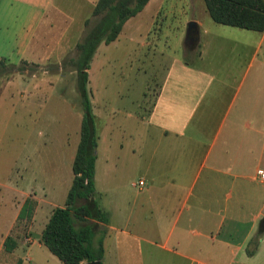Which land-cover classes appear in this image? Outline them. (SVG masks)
<instances>
[{"label":"crops","instance_id":"obj_1","mask_svg":"<svg viewBox=\"0 0 264 264\" xmlns=\"http://www.w3.org/2000/svg\"><path fill=\"white\" fill-rule=\"evenodd\" d=\"M65 1L72 4L69 13L60 5L64 0H0V61L47 64L80 41L85 21L95 17L97 0ZM155 2L149 0L128 18L114 40L98 45L89 63L90 100L92 68L110 59L113 54L105 53H112L117 44L128 43L123 58L131 70L135 61L143 63L151 44L147 34L159 11L151 15L147 28L139 23ZM18 10L28 13L30 23L17 29ZM193 19L198 41L190 59L166 55L164 74L158 81L154 77V88L143 66L136 72L141 77L129 75L132 85L136 78L143 80L138 98L125 112L133 129L144 130L140 139L136 131L137 142L127 143L124 150L127 160L130 154L137 156L144 170L131 186L128 173H95L93 198L98 193L105 196V206H98L108 213V222L74 220L75 228H92L93 247L102 238V264H264V233L254 254L246 252L264 218V179L259 174L264 171V30L222 25L211 18L217 26L204 27ZM12 82L21 84L19 95L27 98L31 93L20 75L6 86ZM11 185L7 187L12 197L0 196V264H56L40 236L60 204L38 197L33 187ZM30 193L36 206L28 217L18 219ZM256 202L257 210H249ZM21 220L25 222L19 225ZM8 236L14 243L11 251L4 248Z\"/></svg>","mask_w":264,"mask_h":264},{"label":"rangeland","instance_id":"obj_2","mask_svg":"<svg viewBox=\"0 0 264 264\" xmlns=\"http://www.w3.org/2000/svg\"><path fill=\"white\" fill-rule=\"evenodd\" d=\"M154 1L155 4L147 8L139 23L140 26L147 28L152 20L151 15L155 10L159 11L153 19L151 32L147 34L151 44L145 48L146 57L143 63L140 60L135 61L133 70L125 65L127 61L123 58V51L129 46L126 43L124 46L117 44L114 49L112 48V53L111 51L105 53L103 50L107 55L113 54L110 57L114 59L105 60L102 66L95 64L92 68V79L97 82L93 85L92 81L93 97L90 101L99 135L95 173L99 176L103 173H128L130 186L132 181L137 180L138 173L144 170V163L140 161L139 164L137 156L131 154L128 161V154L124 149L127 143L137 142L136 131L140 134L139 139L142 137L144 128L139 126L133 129L135 126L125 112L126 108H132L131 101L138 98L140 83L143 80L136 78L132 85L129 75L141 77L142 74L136 72L143 66L145 74L151 75L149 84L154 88L155 83L152 84L154 77L158 81L164 74L168 62L166 55H175L179 59H190L193 56L194 49L184 43L187 26L194 20L193 18L200 20L204 27L217 26L210 20L203 0ZM60 5L67 10V13L70 12L69 6L72 4L69 1L64 0ZM26 14L28 15V13L21 14L18 10L17 29L30 23ZM97 19L98 16L93 17L90 23L94 24ZM36 22L37 17L31 24L35 26ZM134 22L135 20L126 27L125 34L131 32L130 27ZM76 43L58 60L51 59L47 64L36 63L37 66L33 67L35 63L6 64L0 61L2 63L0 64V196L2 199L8 200L12 197L14 192L7 186L16 184L18 188L33 187L34 191L40 192L38 197L46 199V202L48 200L61 206L65 201L67 186L71 183L73 173L71 166L79 143L82 118L81 100L75 87L76 72L68 64L69 58L75 54ZM160 52L164 53V57L158 54ZM104 53L100 56V60L103 59ZM54 65L58 66L56 70L53 68ZM18 67H25L24 72H17ZM87 72L89 82V68ZM17 75H20L30 88L31 93L27 98L18 94L21 86L18 82L6 86L8 81L13 80ZM145 81L147 83L148 80L145 78ZM113 111L117 112L113 114ZM100 186H104L103 180ZM16 195V201H19V193ZM28 198L31 200L32 208H35L37 202L34 194L30 193ZM95 200L100 207L105 206L103 194H96ZM225 200L226 203L229 202L227 197ZM83 203L85 200L79 199L76 204ZM258 206L260 204L256 202L249 210L254 212ZM24 222L21 220L18 224L22 225ZM258 226L259 221L257 228ZM52 257L56 264H63L55 256Z\"/></svg>","mask_w":264,"mask_h":264},{"label":"trees","instance_id":"obj_3","mask_svg":"<svg viewBox=\"0 0 264 264\" xmlns=\"http://www.w3.org/2000/svg\"><path fill=\"white\" fill-rule=\"evenodd\" d=\"M149 0H97L92 16L98 19L94 24L85 21V31L75 45V54L68 64L76 72V91L81 100L82 118L80 138L72 161V181L66 195L64 206L53 208L46 222L40 242L62 263L82 264L92 260H101L103 255L102 238L93 247V232L89 226L74 227L75 219L94 218L108 222V213L102 211L95 194V160L98 144V131L95 115L92 112L89 96L88 68L90 60L101 42L109 43L120 32L124 22L141 11ZM210 18L222 25L247 29L256 32L264 30V0H203ZM2 64V63H0ZM37 66L36 64L32 65ZM57 65L53 68L56 70ZM25 67H18L23 73ZM79 199L85 203L77 205ZM32 203L28 198L22 205L18 219H24L31 213ZM264 233V225L259 222L258 236L248 242L246 252L253 255L258 237ZM8 236L4 242L6 251H11L14 243ZM253 245V247H250Z\"/></svg>","mask_w":264,"mask_h":264},{"label":"water","instance_id":"obj_4","mask_svg":"<svg viewBox=\"0 0 264 264\" xmlns=\"http://www.w3.org/2000/svg\"><path fill=\"white\" fill-rule=\"evenodd\" d=\"M198 41V29L195 21H190L186 30V39L184 43L188 46L194 47ZM261 225H264V218L261 219ZM85 264H102L100 260L88 261Z\"/></svg>","mask_w":264,"mask_h":264},{"label":"built area","instance_id":"obj_5","mask_svg":"<svg viewBox=\"0 0 264 264\" xmlns=\"http://www.w3.org/2000/svg\"><path fill=\"white\" fill-rule=\"evenodd\" d=\"M259 174L264 179V171L260 170ZM138 183H139V185H143V181L142 180L138 181Z\"/></svg>","mask_w":264,"mask_h":264}]
</instances>
